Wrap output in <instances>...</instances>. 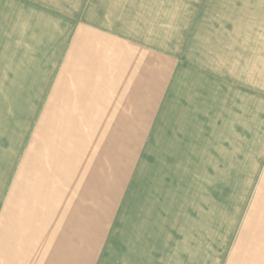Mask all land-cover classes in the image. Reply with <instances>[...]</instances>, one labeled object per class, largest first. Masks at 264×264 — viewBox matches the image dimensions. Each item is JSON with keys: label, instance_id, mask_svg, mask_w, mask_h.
<instances>
[{"label": "crops", "instance_id": "crops-1", "mask_svg": "<svg viewBox=\"0 0 264 264\" xmlns=\"http://www.w3.org/2000/svg\"><path fill=\"white\" fill-rule=\"evenodd\" d=\"M184 3L0 0V264H264V133Z\"/></svg>", "mask_w": 264, "mask_h": 264}, {"label": "rangeland", "instance_id": "rangeland-1", "mask_svg": "<svg viewBox=\"0 0 264 264\" xmlns=\"http://www.w3.org/2000/svg\"><path fill=\"white\" fill-rule=\"evenodd\" d=\"M188 1L184 19L192 21L186 43L189 66L193 60L212 66L207 73L190 68L189 79H195L196 88L218 89L223 86L224 74L231 75L233 105L243 101L238 106L248 114L249 135L254 133L250 129L264 133V0H190V9ZM195 49L200 52L193 59ZM203 77L205 82L200 81ZM239 81L242 98L234 89ZM189 83L192 88V81ZM10 125L14 122L9 121Z\"/></svg>", "mask_w": 264, "mask_h": 264}]
</instances>
